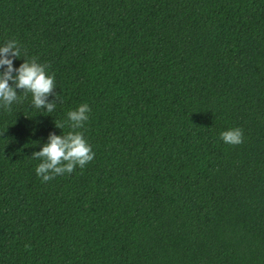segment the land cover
Returning <instances> with one entry per match:
<instances>
[{
  "label": "trees",
  "instance_id": "1",
  "mask_svg": "<svg viewBox=\"0 0 264 264\" xmlns=\"http://www.w3.org/2000/svg\"><path fill=\"white\" fill-rule=\"evenodd\" d=\"M10 40L58 100L0 107V264H264V0H0ZM81 104L94 159L42 182Z\"/></svg>",
  "mask_w": 264,
  "mask_h": 264
},
{
  "label": "clouds",
  "instance_id": "2",
  "mask_svg": "<svg viewBox=\"0 0 264 264\" xmlns=\"http://www.w3.org/2000/svg\"><path fill=\"white\" fill-rule=\"evenodd\" d=\"M18 58H23L24 62L19 68H14L13 61ZM47 67L38 63L36 58L28 60L22 57L16 40L0 46V107L10 112L11 105L20 101L16 91L20 89L25 98L31 93L33 107L52 113L58 96L55 93L54 75L47 74ZM50 96H55L56 99L49 101ZM90 111L87 104H81L76 110L69 111L67 124L72 131L66 135L50 133L48 143L32 154L33 159L41 161L35 171L42 178V182H48L65 173L71 174L77 166L82 169L94 159L95 153L83 132L77 131L84 128ZM55 127L64 129L65 124L55 122ZM220 139L229 145H239L243 142V132L239 128L223 131Z\"/></svg>",
  "mask_w": 264,
  "mask_h": 264
}]
</instances>
